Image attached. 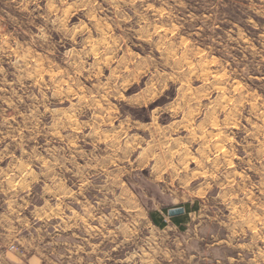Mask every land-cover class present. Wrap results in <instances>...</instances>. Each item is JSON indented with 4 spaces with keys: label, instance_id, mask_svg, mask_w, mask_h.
Instances as JSON below:
<instances>
[{
    "label": "clouds",
    "instance_id": "obj_1",
    "mask_svg": "<svg viewBox=\"0 0 264 264\" xmlns=\"http://www.w3.org/2000/svg\"><path fill=\"white\" fill-rule=\"evenodd\" d=\"M0 264H264V0H0Z\"/></svg>",
    "mask_w": 264,
    "mask_h": 264
},
{
    "label": "rangeland",
    "instance_id": "obj_2",
    "mask_svg": "<svg viewBox=\"0 0 264 264\" xmlns=\"http://www.w3.org/2000/svg\"><path fill=\"white\" fill-rule=\"evenodd\" d=\"M228 2V0H224V4L226 5ZM197 4V0H193V5L195 6ZM220 11L223 13V12H228V8L227 7H224L223 5L220 7ZM204 15H207L206 12L203 13ZM219 31V30H218ZM168 209V208H167ZM167 209H164L165 211V214H167ZM181 214V213H180ZM180 214H177V215H173V216H170L173 218V220L175 221L176 219H178L180 217ZM168 215V214H167ZM169 216V215H168Z\"/></svg>",
    "mask_w": 264,
    "mask_h": 264
},
{
    "label": "water",
    "instance_id": "obj_3",
    "mask_svg": "<svg viewBox=\"0 0 264 264\" xmlns=\"http://www.w3.org/2000/svg\"><path fill=\"white\" fill-rule=\"evenodd\" d=\"M180 213H181V210L179 208H176V207H172V208H168L167 209V214L169 216L177 215V214H180Z\"/></svg>",
    "mask_w": 264,
    "mask_h": 264
},
{
    "label": "trees",
    "instance_id": "obj_4",
    "mask_svg": "<svg viewBox=\"0 0 264 264\" xmlns=\"http://www.w3.org/2000/svg\"><path fill=\"white\" fill-rule=\"evenodd\" d=\"M228 8V11L230 10V7H227Z\"/></svg>",
    "mask_w": 264,
    "mask_h": 264
}]
</instances>
